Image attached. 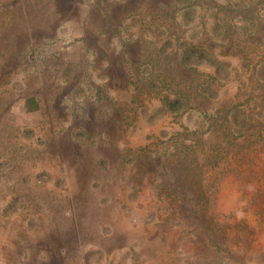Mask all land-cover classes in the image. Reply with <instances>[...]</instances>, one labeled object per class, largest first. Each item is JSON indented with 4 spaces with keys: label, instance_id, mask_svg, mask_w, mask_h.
Returning a JSON list of instances; mask_svg holds the SVG:
<instances>
[{
    "label": "rangeland",
    "instance_id": "rangeland-1",
    "mask_svg": "<svg viewBox=\"0 0 264 264\" xmlns=\"http://www.w3.org/2000/svg\"><path fill=\"white\" fill-rule=\"evenodd\" d=\"M79 6L0 0V264H264V0Z\"/></svg>",
    "mask_w": 264,
    "mask_h": 264
},
{
    "label": "bare ground",
    "instance_id": "bare-ground-1",
    "mask_svg": "<svg viewBox=\"0 0 264 264\" xmlns=\"http://www.w3.org/2000/svg\"><path fill=\"white\" fill-rule=\"evenodd\" d=\"M59 2H60V8H61V16L58 19L59 23L61 24V23L66 22V23H69L70 25L79 24L80 20L84 18V13L79 6L80 0H59ZM114 8H115V12H117L121 10L122 5H115ZM55 24L57 25V21ZM113 52H114L113 58H116L114 48H112L111 53ZM111 71H112V75L114 76V78L122 77V72L117 65H114ZM59 143L62 146H64L65 144H68L66 140H60ZM68 150L72 154L78 152V150H75L74 147H70V149ZM50 244H47L45 240L39 241L37 243L39 248L50 247Z\"/></svg>",
    "mask_w": 264,
    "mask_h": 264
},
{
    "label": "crops",
    "instance_id": "crops-1",
    "mask_svg": "<svg viewBox=\"0 0 264 264\" xmlns=\"http://www.w3.org/2000/svg\"><path fill=\"white\" fill-rule=\"evenodd\" d=\"M48 256L50 257H47L46 260H47V263L49 262L50 264H60L61 263V260L60 259H64V258H60L58 255H56V253H48ZM52 256H55L54 258H52ZM58 257V258H57ZM64 257V256H63Z\"/></svg>",
    "mask_w": 264,
    "mask_h": 264
}]
</instances>
